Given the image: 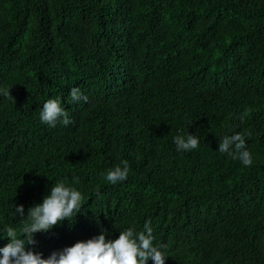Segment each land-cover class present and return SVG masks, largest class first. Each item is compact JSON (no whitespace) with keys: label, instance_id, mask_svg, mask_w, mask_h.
Masks as SVG:
<instances>
[{"label":"trees","instance_id":"trees-1","mask_svg":"<svg viewBox=\"0 0 264 264\" xmlns=\"http://www.w3.org/2000/svg\"><path fill=\"white\" fill-rule=\"evenodd\" d=\"M49 98L72 124L40 122ZM235 132L249 167L218 152ZM61 181L84 212L35 234L44 258L150 221L165 264H264V0H0V247Z\"/></svg>","mask_w":264,"mask_h":264},{"label":"clouds","instance_id":"clouds-1","mask_svg":"<svg viewBox=\"0 0 264 264\" xmlns=\"http://www.w3.org/2000/svg\"><path fill=\"white\" fill-rule=\"evenodd\" d=\"M69 97L74 104L88 101V96L84 95L79 87L71 88ZM39 119L42 124L53 128L58 123L64 126L73 123L60 98L47 99L41 107ZM173 143L177 152H188L198 147L199 140L195 135L188 133L176 135ZM218 152L239 160L245 167L253 163L247 148L246 134L243 132L224 135L219 141ZM129 173L128 161L122 160L102 175L108 183L115 185L125 181ZM75 183L78 181H74L71 186L64 181L52 184L42 202L31 206L27 214L22 204L13 206V217L18 216L21 220L26 218L21 228L24 235L18 237L16 230L10 226L5 227L8 243L0 247V264H148L149 260L154 264H165L168 256L154 244L155 237L150 221L145 222L141 231L135 227L119 231V236L115 239L107 238L109 232L101 229L99 235L54 251L47 258H44L41 252L29 248L36 243V233H47L64 221H68L71 226L75 223L77 215L84 212V197L74 186Z\"/></svg>","mask_w":264,"mask_h":264}]
</instances>
